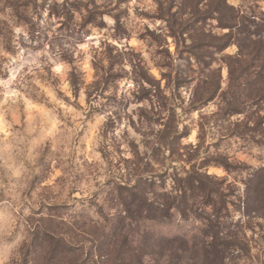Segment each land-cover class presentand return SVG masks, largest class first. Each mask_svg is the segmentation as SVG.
Here are the masks:
<instances>
[{
	"label": "rangeland",
	"instance_id": "rangeland-1",
	"mask_svg": "<svg viewBox=\"0 0 264 264\" xmlns=\"http://www.w3.org/2000/svg\"><path fill=\"white\" fill-rule=\"evenodd\" d=\"M219 1L0 0V113L11 105L32 114L33 119L20 129L16 141L29 153H34L40 139L44 138L49 144L51 166L57 169L56 176L59 177L60 172L54 161L63 150L68 156L63 162L75 177L72 191L60 188L55 193H46L37 181L48 164L38 161L33 170L36 177L13 189L26 208L29 202L35 205L28 208L30 215L24 216L25 232L20 235L38 240L45 250L53 252L43 235L44 228H59L70 236L84 231L90 235L95 233L87 239L86 260L101 259L100 254L111 245L119 248L123 264H187L191 259L188 253L170 260V253L156 242L157 230L151 238L144 239L142 209L134 213L136 219L128 216L127 205L132 209L139 207L128 199L127 191L122 188L142 184L140 179L145 175L160 187L157 193L170 192L174 187V174L184 176L195 167L203 168L202 172L224 182L225 208L219 213L212 207H205L202 199L198 198L195 203L199 215L207 219L205 223L215 226L210 235L218 236L222 244L220 249L224 257L218 264H247L255 246L262 249L257 257L258 264H264V193L258 194L262 181L257 180L264 174V166H261L264 155L260 154L264 153V125L260 134L244 132L245 124L254 127L245 116H252L258 109L247 99L251 91L229 90V70L225 61L238 53V47L232 45L222 52L214 46L208 47L209 43L219 47L228 33L217 20ZM245 17L250 22L251 32H260L264 19ZM108 19L115 23L109 26ZM174 33L180 34L175 37ZM66 54L76 58L84 79L100 85L94 93L85 91L79 97V106L90 105L86 112L91 121L84 142L72 151H68L67 146L78 139L73 125L78 129L85 115L78 106L66 103V97L60 100L54 88L36 75L47 70L48 61L55 60V71L63 79ZM72 79L73 87L78 88L79 74L74 71ZM30 80L46 89L53 103L59 100V104L64 105L60 110L71 124L65 127V122L50 106L38 103L28 94ZM217 81L220 91L208 102L213 90L211 85ZM64 84L71 87L68 80ZM192 85L203 86V107L214 118L207 131L205 118L192 117L181 107ZM235 93L243 96L240 109L246 114L227 117L226 101L236 105L238 101L232 99ZM172 109L179 137L187 138L193 130L184 121H180L182 128L176 125L180 115L191 118L195 127L204 132L208 146L203 151L209 155L202 156L198 163L193 160L187 163L195 154H187L186 146H179V142L173 148L174 154L162 147L164 125L168 124ZM262 109L264 118V106ZM198 112L199 108L192 109V113ZM36 115L41 119L40 136L32 138L28 146L24 133L35 125ZM8 123L6 114L0 121V138L8 135ZM154 126H158L159 131ZM199 138L198 132L197 140ZM141 145L148 151H142ZM218 157L227 160L234 170L205 165L209 158ZM101 189L107 194L104 202L98 204ZM10 199L6 190L0 189V219L11 212L4 206ZM18 211L24 215V209ZM174 214L173 227L164 233L175 235L193 229L200 236L201 223H182L179 215ZM92 216L98 219L90 230ZM126 216L130 218L128 224L120 220ZM61 217L71 221L69 231L62 227L66 220ZM12 218L15 219V214ZM17 223L22 221L17 220ZM199 236L198 245L202 240ZM202 248L198 247L199 264H215L212 259L209 262L203 259ZM146 252L149 257H145Z\"/></svg>",
	"mask_w": 264,
	"mask_h": 264
},
{
	"label": "clouds",
	"instance_id": "clouds-1",
	"mask_svg": "<svg viewBox=\"0 0 264 264\" xmlns=\"http://www.w3.org/2000/svg\"><path fill=\"white\" fill-rule=\"evenodd\" d=\"M97 3H103V0H97ZM224 4L228 10L238 13V15H246L254 19H264V0H224ZM8 11L11 10L9 9ZM107 23L111 26L115 21L108 19ZM225 30L227 31V28H225ZM64 63L65 69L63 79H61L55 71V60L48 61L46 66L47 70L37 73L36 75L40 80H44L47 85L54 88L60 100H64L66 97V103H72L74 106H78L80 111L85 115V119L79 121L78 129L73 125L74 135L78 137V139L71 141L67 146L68 151H72L77 144H82L84 142L91 121V116L86 112V108L90 107V105L86 104L84 106H79V97L85 91L90 94L94 93V90L100 85L93 80L84 79L82 77L79 63L71 54L65 55ZM97 68L99 70V64ZM74 71L79 74L80 77L78 88L73 87L72 78ZM65 80L70 81V88L64 84ZM97 80H99V77H97ZM28 83L29 87L27 92L29 95L33 96L38 103L50 106L51 110L55 111L59 118L65 122V127L71 124V121L60 110L64 105L59 104V100L53 103V101L47 97L46 89H42L41 85L35 80H30ZM73 92H75V95H73ZM202 92L203 86L198 88L192 85L181 107L186 109L188 113H191L192 117L197 119L202 117L205 118L207 123L205 131H207V128L211 127V122L214 118L210 116L209 110L203 107L204 101L202 99ZM221 107H223V105H221ZM193 108H199V112L192 113ZM6 114L9 116V132L7 136L0 138V189L6 190V194L11 197L4 205L6 210L10 209L11 212L4 216L3 219H0V264H123V258L119 254V248L111 245L103 255L100 254L101 259L99 260L91 258L86 260L84 258L85 255L88 254L87 239H91L92 235H95V233L90 235L88 232H80L78 239L83 247L78 253H74L72 249L67 247L53 253L50 249L45 250L38 240H33L26 234L20 235V233L25 232V226L27 225L24 216L30 215L28 208L35 207V205L29 202L26 208L25 202L18 199L17 195L13 193V189L22 186L27 180L36 177L33 170L37 168L38 161L44 160L48 164L46 172L41 174L37 181L46 193H55L60 188H63L65 191H72L74 187L72 180L75 179V177L72 175V171L68 168L67 164L63 162V160L68 159L67 153L63 150L61 151V155L57 156L54 161V163L58 165L60 172V176H56L57 169L51 166L53 160L48 151L49 144L44 138L40 139V143L35 147L34 153H29L25 146L20 145L16 141V135L19 133L20 129H24L28 121L33 119L32 114L21 111L18 106L14 107L10 105L4 108L3 113H0V121L5 119ZM22 117L23 119H21ZM35 120V125L31 126L30 129L24 133L25 140L28 141V146H31L32 138L40 136L41 119L36 115ZM180 121L188 123L193 130L191 135L187 136V138L179 139L178 145L186 146L184 147V151L190 156L196 154L193 162L198 163L202 156L209 155V153L203 151L204 148L208 146L205 143L204 132L195 127L191 118H186L184 115H180L177 118L176 125L182 128L183 125ZM154 127H157L159 131L158 126ZM198 132L200 133L199 140H197ZM171 134L178 135L175 127L171 130ZM149 139L152 138L149 137ZM210 142L209 140V143ZM197 145H199V147H197ZM140 147L142 151H148L143 145ZM149 147H151V145H149ZM260 154L264 155V153ZM205 165L230 166L228 161L222 157L215 159L209 158L205 161ZM261 166H264V163H262ZM18 172H20V175H17ZM49 180H51V183H49ZM240 187L241 191H243L244 186L241 185ZM106 194L107 193L101 189L98 204L104 202L103 197ZM18 209H24L23 216H21V211H18ZM12 214H15V219L12 218ZM89 215H91V213H89ZM60 219L66 220V223L62 227L65 231H69L71 221L65 217H61ZM97 219L98 217L92 216V220L89 222L90 230ZM17 220L22 221V223L18 224ZM57 223H59V221H57ZM29 227L31 230L33 229V226L30 225ZM97 227H99V225H97ZM104 231H106V229H104ZM65 239L67 240V237H65ZM261 251L262 249L260 246H255L250 253V259L247 264H258L257 257L260 256ZM187 255L191 257L190 260H187V264H199L200 255L198 247L194 246L191 241L189 243V252ZM182 264H184V262H182Z\"/></svg>",
	"mask_w": 264,
	"mask_h": 264
},
{
	"label": "trees",
	"instance_id": "trees-1",
	"mask_svg": "<svg viewBox=\"0 0 264 264\" xmlns=\"http://www.w3.org/2000/svg\"><path fill=\"white\" fill-rule=\"evenodd\" d=\"M216 12L219 14L217 19L218 23L223 30L227 28L228 33L219 43L221 44L219 47L213 43H209L208 47H215L220 52L225 51L232 45L238 47V53L235 56H228L225 61L229 70V90L246 91L245 89H247L251 91L247 99L253 102L258 110L250 117L248 115L245 116V119L250 120V123L252 122L254 127L250 128V125L245 124L243 129L247 133L260 134L264 125V118L262 117V107L264 106V26H261L260 32L256 34L252 33L248 26L250 22L245 17L246 15L241 16L238 13L228 10L225 7L224 0L219 1ZM261 21L264 23L263 20ZM174 34L177 37L180 33ZM211 88L213 90L210 91L209 98L207 99L208 102L213 101L220 91L218 81L212 84ZM242 98L243 96L237 93L236 96L232 97V99L238 101L235 102L236 105L230 103V101H226L228 109L225 111V115L227 117L246 114L245 111L240 109V101H242ZM170 113V120L168 124L164 125L162 147L174 154V146L179 142V139L184 137H179V133L178 135L171 134V130L174 127L173 109L170 110ZM193 159L191 158L190 160L189 158L187 163L190 164ZM223 168L227 171L234 170L232 165ZM202 170L203 168L195 169L193 167L189 171H186L184 176L174 174V178L172 179L174 187L170 192L157 193L156 190H159L158 188L160 187L156 186V183L149 177H145V175H142V179H140L142 180V184L137 183L133 187L126 185L125 188H122L127 191L125 193L128 199L132 203L138 204L139 207V209H132L127 205L126 212H128V216L134 220L136 219L134 213L142 209V232L144 233V239L148 240L149 237L151 238L152 233L157 230V234L154 236L157 240L156 242L160 247H164L163 250L170 253L168 255L170 260L180 259L187 254L189 252L190 241L193 242L194 246L203 247V259L208 262L212 259L213 263L218 264L222 262V258L224 257L223 251L220 249L222 244L219 243L218 236H211L209 233L211 230H214L215 226L205 223L207 219L199 215V209L195 206L199 198L202 199L205 207H212L216 213L224 209L225 201L224 194L222 193L224 182L208 175L207 172H202ZM257 180L262 181L258 189V194L264 193V174L258 176ZM174 213L179 215L182 223L189 221L193 225L201 223L202 229L200 230L202 231H200V236L199 234L196 235V231H193V229L175 235H167L164 233L173 227L174 221L176 220ZM129 219L127 216L120 218L122 223L127 224ZM43 231L44 237L51 244L50 247H53V252H57L58 249L63 250L64 247H67L76 253L82 248V244L78 239L80 234L78 233L70 236L67 232H63L59 228L54 229L50 227L44 228ZM198 236L202 239L201 241L199 240V245L197 244ZM65 237H67V240ZM152 240L154 239L152 238ZM145 257H149L147 252Z\"/></svg>",
	"mask_w": 264,
	"mask_h": 264
}]
</instances>
